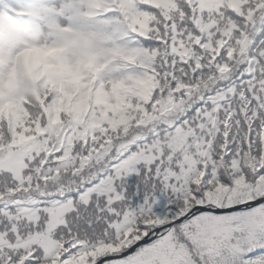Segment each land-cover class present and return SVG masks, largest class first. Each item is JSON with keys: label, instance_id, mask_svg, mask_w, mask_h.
<instances>
[{"label": "snow or ice", "instance_id": "obj_1", "mask_svg": "<svg viewBox=\"0 0 264 264\" xmlns=\"http://www.w3.org/2000/svg\"><path fill=\"white\" fill-rule=\"evenodd\" d=\"M0 264H264V0H0Z\"/></svg>", "mask_w": 264, "mask_h": 264}]
</instances>
